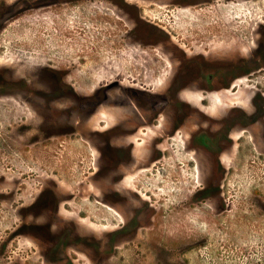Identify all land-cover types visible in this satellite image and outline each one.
<instances>
[{"label": "flooded vegetation", "instance_id": "obj_1", "mask_svg": "<svg viewBox=\"0 0 264 264\" xmlns=\"http://www.w3.org/2000/svg\"><path fill=\"white\" fill-rule=\"evenodd\" d=\"M38 2L41 9L45 5L55 7L53 17L72 16L76 22L84 23V31L78 32L88 39L90 53L78 58L61 56L66 63H40L36 71L20 76L0 69V99L5 100L8 131L18 134L23 141L19 152L9 145L0 184L7 172L15 184H26L24 201L15 209L20 221L0 254L5 256L10 241L18 236L36 246L43 264H77L72 252L86 255L87 249L101 251L104 241L100 237L63 214V204L73 197L61 188L58 175L38 180L39 187L31 191L34 188L28 178L39 175L38 156L31 153L38 147L32 146L66 136L81 135L96 153L92 179L99 187L97 201L115 210L122 220L116 231L106 234L107 241L138 244L142 230H154L161 227V221H169L167 203L160 199L165 197L157 196L166 179L158 164L163 165L165 151L171 144L181 142L194 152V165L199 172L196 190L185 193L175 207L214 201L215 215L233 208L236 204L227 201L225 181L236 164L231 156L235 133L249 132L263 147L260 154L264 153V92L254 91L244 104L226 101V95L220 94L233 88L241 77L250 80L252 72L264 68V18L255 20L250 16L248 26L241 29L235 18L225 17V27L221 26L222 32L218 34L221 38L216 41L231 46L222 49L217 48L215 40H202L198 44L189 39L192 25H186V32L181 33L160 29L143 15L138 0ZM246 2L251 0H243ZM199 3L210 4L212 0L178 2L188 11ZM237 25L246 39L234 37ZM246 28L251 29L252 40ZM57 32L62 36V31ZM121 39L130 44L141 41L151 56L152 63L134 76L131 81L134 89L130 91L122 89L123 81L91 78L97 76L95 71L99 72L95 64L91 65L94 72L82 73L83 59L86 63H99L102 53L108 48L116 49ZM235 40L242 45L238 51L234 48L236 43H231ZM52 158L58 161L60 157L52 154ZM153 171L163 175L155 181L160 184L149 186L151 191L147 194L148 189L143 192L142 184L156 173ZM16 198L14 189L0 191V199L11 201V206ZM252 201L264 216L263 199L253 197ZM239 203L243 205L246 201ZM155 241L161 243V238Z\"/></svg>", "mask_w": 264, "mask_h": 264}, {"label": "rangeland", "instance_id": "obj_2", "mask_svg": "<svg viewBox=\"0 0 264 264\" xmlns=\"http://www.w3.org/2000/svg\"><path fill=\"white\" fill-rule=\"evenodd\" d=\"M38 1L0 0V69L6 68L20 76L36 71L40 63H66L61 56L72 55L78 58L79 55L90 53L88 39L83 32H78L84 31L82 28L85 24L76 22L72 16H64L63 19L61 16L53 17L56 14L55 7L44 4L46 8L41 9ZM180 1L138 0V3L143 15L160 29H173L181 33L186 32V25H192L188 30L192 32L189 39L198 44L202 40H215L217 48L222 49L231 46L228 42L216 41L221 38L218 34L225 27V17L235 18L241 29L248 26L247 18L250 16L255 20L264 18V0H251V3L246 4L243 0H212L210 4L199 3L191 7L190 11L182 8L178 4ZM197 16L203 18L199 20ZM234 29L236 39L245 38L243 31L237 30L238 25ZM246 30L248 38L252 40L251 29ZM57 31L64 34L60 32L62 36L57 35ZM120 42L113 51L106 47L108 51L102 53L99 63H86L83 59L82 73L94 72L91 65L95 64L99 72L95 71L97 76L91 78L102 82L123 81L119 82L124 85L122 89L130 91L134 89L131 84L134 76L149 68L151 56L149 48L141 41L130 44L126 39H121ZM231 43H236L234 48L237 51L242 47L236 40ZM250 77V80L241 77L233 88L220 94V97L225 94L226 101L244 104L254 91L264 92V68L252 72ZM4 102L0 99L1 176H4L3 160L9 145L19 152L23 143L18 134H9ZM235 137L236 144L231 156L236 164L225 181V190L226 196L229 195L227 201L232 200L236 205L222 215H215L214 201L176 208L175 203L182 202L185 193L196 190V176L199 172L194 165L195 153L183 147L181 142L171 144L165 151V163L157 167L166 173L164 185L155 182L163 175L158 171H153L156 173H152L149 181L142 184L143 192L148 189L147 194L151 191L149 186L153 187L154 183L162 186L157 197H165L160 199L167 203L169 221H161V227L154 230H142L138 244L133 241L118 244L115 239L109 238L105 240L106 234L116 231L122 220L115 210L107 209L97 201L99 187L92 179L95 170L93 155L96 153L81 135L66 136L32 146L38 147L33 148L31 153L38 156L39 175L35 174L28 179L34 188L31 191H35L40 185L38 180H44L47 175H58L61 188L73 197L63 204V214L76 219L80 226L104 241L99 252H92L91 249H87L86 255L72 252L77 264H264V216L252 201L253 197H260L264 201V153L260 154L263 147H259V140L247 131H237ZM58 143L59 148H56ZM52 154L58 155L59 160L52 158ZM6 175L5 181L0 184V191L10 192L14 189L17 198L12 201V206L11 201L0 199V249L20 221L16 205L24 201L23 187L26 185L15 184L12 175L8 172ZM239 200L246 203L241 205ZM159 238L161 243L155 241ZM9 245L6 255L0 254V264H43L36 246L29 239L18 236Z\"/></svg>", "mask_w": 264, "mask_h": 264}]
</instances>
